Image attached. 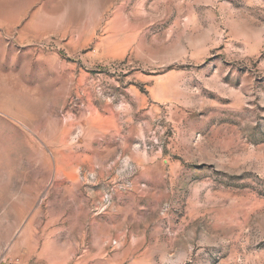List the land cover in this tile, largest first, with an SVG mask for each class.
<instances>
[{
  "label": "rangeland",
  "instance_id": "1",
  "mask_svg": "<svg viewBox=\"0 0 264 264\" xmlns=\"http://www.w3.org/2000/svg\"><path fill=\"white\" fill-rule=\"evenodd\" d=\"M28 226L61 264H264V0H0V264Z\"/></svg>",
  "mask_w": 264,
  "mask_h": 264
},
{
  "label": "crops",
  "instance_id": "2",
  "mask_svg": "<svg viewBox=\"0 0 264 264\" xmlns=\"http://www.w3.org/2000/svg\"><path fill=\"white\" fill-rule=\"evenodd\" d=\"M22 232L21 245L25 248L24 261L29 264H61L68 259V254L61 255L62 251L70 250V242L62 243L61 230L56 227L45 226L41 231L32 233V228ZM75 246V243H72ZM74 248V247H73Z\"/></svg>",
  "mask_w": 264,
  "mask_h": 264
}]
</instances>
